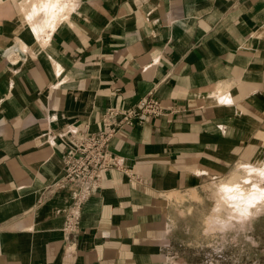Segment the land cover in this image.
Wrapping results in <instances>:
<instances>
[{
    "label": "crops",
    "instance_id": "0c3cea01",
    "mask_svg": "<svg viewBox=\"0 0 264 264\" xmlns=\"http://www.w3.org/2000/svg\"><path fill=\"white\" fill-rule=\"evenodd\" d=\"M55 1L0 0V264H169L181 195L264 155V0ZM149 91L173 110L113 136L63 232L69 138Z\"/></svg>",
    "mask_w": 264,
    "mask_h": 264
},
{
    "label": "rangeland",
    "instance_id": "374dc122",
    "mask_svg": "<svg viewBox=\"0 0 264 264\" xmlns=\"http://www.w3.org/2000/svg\"><path fill=\"white\" fill-rule=\"evenodd\" d=\"M60 5L55 1V8ZM256 164L258 169L264 168V155ZM257 194L264 196V174L243 168L210 184L204 194L192 198L181 195L189 202L181 204V213L186 217L180 239L167 250L169 264H264V200L254 202V215L243 228L236 224L234 230L220 233L208 222L213 209L231 215L246 197Z\"/></svg>",
    "mask_w": 264,
    "mask_h": 264
},
{
    "label": "built area",
    "instance_id": "2783aa9c",
    "mask_svg": "<svg viewBox=\"0 0 264 264\" xmlns=\"http://www.w3.org/2000/svg\"><path fill=\"white\" fill-rule=\"evenodd\" d=\"M166 110L173 108L164 107L149 91L134 105L106 107L95 129L86 124L69 138L68 147L62 154L61 177L74 182L78 188L64 216L63 232H72L79 227L82 206L97 191L106 171L112 167L123 169L119 156L110 149L113 136L126 125H135L146 117L162 115Z\"/></svg>",
    "mask_w": 264,
    "mask_h": 264
},
{
    "label": "clouds",
    "instance_id": "9594fccd",
    "mask_svg": "<svg viewBox=\"0 0 264 264\" xmlns=\"http://www.w3.org/2000/svg\"><path fill=\"white\" fill-rule=\"evenodd\" d=\"M77 3L78 0H66L61 6L74 8ZM256 171L264 174V168L256 169ZM245 200L246 202L238 206L231 215H221L217 209H213V216L210 217L208 221L212 230L220 233H227L234 230L236 224H239L241 228H243V225L254 215L251 211V207H255V203L264 200V196L257 194L255 196L246 197ZM217 251H219V249H217Z\"/></svg>",
    "mask_w": 264,
    "mask_h": 264
}]
</instances>
